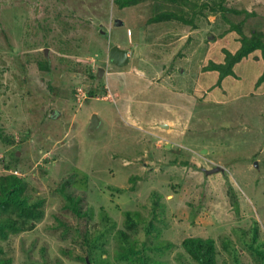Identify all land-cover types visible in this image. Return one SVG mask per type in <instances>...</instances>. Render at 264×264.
<instances>
[{
    "label": "rangeland",
    "instance_id": "374dc122",
    "mask_svg": "<svg viewBox=\"0 0 264 264\" xmlns=\"http://www.w3.org/2000/svg\"><path fill=\"white\" fill-rule=\"evenodd\" d=\"M220 1L0 0V175L25 176L44 209L3 242L15 264L40 260L45 243L48 257L61 245L82 252L73 232L64 242L52 228L54 213L78 224L63 182L91 210L80 227L107 232L112 261L125 230L141 247L168 243L149 251L164 264H197L182 246L191 236L213 237L219 264L235 263L232 249L262 264L242 236L250 242L257 221L264 241V59L255 51L221 80L204 67L239 47L230 21L264 31V0L212 10ZM165 11L177 17L151 21ZM114 44L133 58L93 80ZM218 165L224 173L211 172ZM128 210L140 214L135 230Z\"/></svg>",
    "mask_w": 264,
    "mask_h": 264
},
{
    "label": "trees",
    "instance_id": "16d2710c",
    "mask_svg": "<svg viewBox=\"0 0 264 264\" xmlns=\"http://www.w3.org/2000/svg\"><path fill=\"white\" fill-rule=\"evenodd\" d=\"M140 0H116V2L122 7L131 4H136ZM176 1V0H173ZM227 8L224 4V0L219 3H215L212 6V10H222L225 11ZM236 11V10H235ZM177 17L171 11L161 12L156 18H152L151 21H160L164 19H170ZM184 19V18H182ZM230 26L228 31H235L239 37L240 45L235 50L232 51L223 48L225 53L224 61L216 62L210 60L204 69L215 70L219 72L220 80L230 74H234L235 65L241 61L244 57L249 56L255 51H260L264 59V31L253 30L251 34H247L242 30L241 22L235 23L230 21ZM115 45V44H114ZM90 76L93 78L96 74L89 71ZM95 78V77H94ZM264 79V74L261 81ZM90 95H95V90L89 91ZM69 180H72L69 179ZM27 179L25 176L18 175L16 173H8L0 175V264H15V257L9 255L4 248L3 242L10 238L12 234H17L21 230L26 229L31 226V224L40 221L44 216L43 198L37 197L35 200L31 199L30 194L27 193ZM60 193H63L66 203L63 208L70 210L72 213L77 215L78 221L77 225L72 224L65 219L59 213H54V218L56 219V224L52 225L54 230H61L60 237L67 241L66 236L69 232L75 236L76 245L82 248L81 251H76L74 248H70L66 245H61L55 255H52V248L49 250L52 257H48L47 249L48 244L45 243L44 246L40 247V260L39 259H29V264H65V260L62 256L67 258L76 259L78 261H84L85 264H164L162 261H157L153 259L152 254L149 251H157L162 253L164 247H167L168 243H160L149 247L143 242L144 246H138L135 243L137 239H132L130 234L126 233L125 230H118L115 237L118 240V249L115 253V261L110 259L108 250L105 246L106 239L104 236L107 232L100 231L96 232L94 235H90L88 229H82L81 223L86 220L87 217L92 216L90 208L84 209L81 205V197L72 194L70 191H66L65 182L62 183V187L58 189ZM229 196L232 198L233 205L238 209V198L233 187L229 186ZM139 212L126 211V224L132 230L136 223L140 221ZM106 218V217H105ZM255 225L251 229L252 239L250 242L242 239L244 243L252 249V251L258 254L259 261L264 264V241L260 240L257 233L258 222L255 221ZM257 226V227H256ZM147 235L151 234V229L153 228L152 222L148 224ZM255 229V230H254ZM135 230V229H133ZM63 241V240H62ZM70 245V244H67ZM171 243H169L170 247ZM230 245V244H229ZM182 246L185 252L191 257L197 264H219L217 257V247L216 242L213 237H202V236H191L186 237L182 241ZM34 246H31L28 250L31 251ZM235 255L234 264H243L238 258V251L232 249ZM107 253V256H104ZM48 260L52 262H48ZM118 261V263L116 262ZM224 264H227L226 262Z\"/></svg>",
    "mask_w": 264,
    "mask_h": 264
},
{
    "label": "water",
    "instance_id": "95a60500",
    "mask_svg": "<svg viewBox=\"0 0 264 264\" xmlns=\"http://www.w3.org/2000/svg\"><path fill=\"white\" fill-rule=\"evenodd\" d=\"M48 49H46V52ZM110 58L114 61V63H117L118 65H125L129 62V55L127 51L120 47L119 45H113L110 48ZM103 72V69L100 70V73ZM167 127V126H166ZM225 167L218 165L212 168L211 172H224Z\"/></svg>",
    "mask_w": 264,
    "mask_h": 264
},
{
    "label": "flooded vegetation",
    "instance_id": "af4514ba",
    "mask_svg": "<svg viewBox=\"0 0 264 264\" xmlns=\"http://www.w3.org/2000/svg\"><path fill=\"white\" fill-rule=\"evenodd\" d=\"M112 47V46H111ZM110 47V48H111ZM125 49V48H124ZM126 50V49H125ZM127 51V50H126ZM127 53H128V55H129V59H132L133 57H132V55H131V53L129 52V51H127ZM115 65L116 66V68H122L120 65H118L117 63H114V61L110 58V50H109V52H108V57H107V59H106V62H105V65L103 66V65H100V67H97L98 68V72H95V78L97 77V78H102V77H104L106 74H109L110 72H109V69H110V66L111 65ZM101 69H103V72L102 73H100V70ZM116 70V72L115 73H120V72H118V69H115ZM117 74V75H118ZM94 77L92 78L93 80H94ZM121 78V77H120ZM87 91V90H86ZM87 93L89 94V92L87 91ZM89 96L90 97H95V95H90L89 94ZM96 121V115L94 114L92 117H91V122L92 123H94ZM90 122V123H91ZM91 125V124H90ZM90 125H89V127L88 128H91L92 129V127H90ZM160 125H162V124H160Z\"/></svg>",
    "mask_w": 264,
    "mask_h": 264
},
{
    "label": "clouds",
    "instance_id": "9594fccd",
    "mask_svg": "<svg viewBox=\"0 0 264 264\" xmlns=\"http://www.w3.org/2000/svg\"><path fill=\"white\" fill-rule=\"evenodd\" d=\"M224 172H225V171H224ZM224 172H223V173H224Z\"/></svg>",
    "mask_w": 264,
    "mask_h": 264
},
{
    "label": "built area",
    "instance_id": "2783aa9c",
    "mask_svg": "<svg viewBox=\"0 0 264 264\" xmlns=\"http://www.w3.org/2000/svg\"><path fill=\"white\" fill-rule=\"evenodd\" d=\"M17 173V172H16Z\"/></svg>",
    "mask_w": 264,
    "mask_h": 264
}]
</instances>
